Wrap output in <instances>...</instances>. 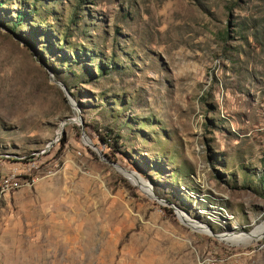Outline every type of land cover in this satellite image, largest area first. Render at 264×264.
Here are the masks:
<instances>
[{
	"label": "rangeland",
	"instance_id": "rangeland-1",
	"mask_svg": "<svg viewBox=\"0 0 264 264\" xmlns=\"http://www.w3.org/2000/svg\"><path fill=\"white\" fill-rule=\"evenodd\" d=\"M263 178L264 0H0V264H264Z\"/></svg>",
	"mask_w": 264,
	"mask_h": 264
},
{
	"label": "trees",
	"instance_id": "trees-1",
	"mask_svg": "<svg viewBox=\"0 0 264 264\" xmlns=\"http://www.w3.org/2000/svg\"><path fill=\"white\" fill-rule=\"evenodd\" d=\"M21 19H22V18H21ZM21 21H22V20H21ZM19 24H20V23H15V24H14L15 26H14L13 29L15 30V29L18 27ZM14 30H13V31H14ZM263 179H264V178H263Z\"/></svg>",
	"mask_w": 264,
	"mask_h": 264
},
{
	"label": "water",
	"instance_id": "water-1",
	"mask_svg": "<svg viewBox=\"0 0 264 264\" xmlns=\"http://www.w3.org/2000/svg\"><path fill=\"white\" fill-rule=\"evenodd\" d=\"M83 135H84V134H83ZM86 139H87V138H86ZM89 144H90V142H89ZM153 198H155L154 195H153Z\"/></svg>",
	"mask_w": 264,
	"mask_h": 264
},
{
	"label": "bare ground",
	"instance_id": "bare-ground-1",
	"mask_svg": "<svg viewBox=\"0 0 264 264\" xmlns=\"http://www.w3.org/2000/svg\"><path fill=\"white\" fill-rule=\"evenodd\" d=\"M86 140H88V139H86ZM89 142V141H88Z\"/></svg>",
	"mask_w": 264,
	"mask_h": 264
},
{
	"label": "built area",
	"instance_id": "built-area-1",
	"mask_svg": "<svg viewBox=\"0 0 264 264\" xmlns=\"http://www.w3.org/2000/svg\"><path fill=\"white\" fill-rule=\"evenodd\" d=\"M6 184H8V182Z\"/></svg>",
	"mask_w": 264,
	"mask_h": 264
}]
</instances>
